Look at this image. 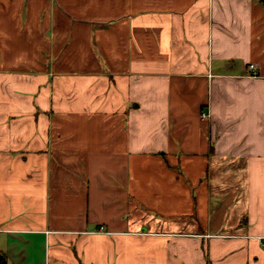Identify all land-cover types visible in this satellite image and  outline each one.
<instances>
[{"label":"crops","instance_id":"obj_1","mask_svg":"<svg viewBox=\"0 0 264 264\" xmlns=\"http://www.w3.org/2000/svg\"><path fill=\"white\" fill-rule=\"evenodd\" d=\"M0 254L264 264V0H0Z\"/></svg>","mask_w":264,"mask_h":264},{"label":"built area","instance_id":"obj_2","mask_svg":"<svg viewBox=\"0 0 264 264\" xmlns=\"http://www.w3.org/2000/svg\"><path fill=\"white\" fill-rule=\"evenodd\" d=\"M255 69H256V65H255V64H251V65H250V70H251V71H254ZM251 76H256V72H255V73H252ZM203 116L205 117V116H207V115L204 114Z\"/></svg>","mask_w":264,"mask_h":264},{"label":"trees","instance_id":"obj_3","mask_svg":"<svg viewBox=\"0 0 264 264\" xmlns=\"http://www.w3.org/2000/svg\"><path fill=\"white\" fill-rule=\"evenodd\" d=\"M4 256L5 254H0V260H2Z\"/></svg>","mask_w":264,"mask_h":264},{"label":"rangeland","instance_id":"obj_4","mask_svg":"<svg viewBox=\"0 0 264 264\" xmlns=\"http://www.w3.org/2000/svg\"><path fill=\"white\" fill-rule=\"evenodd\" d=\"M10 156H11V155H10ZM10 156H9V157H10Z\"/></svg>","mask_w":264,"mask_h":264}]
</instances>
